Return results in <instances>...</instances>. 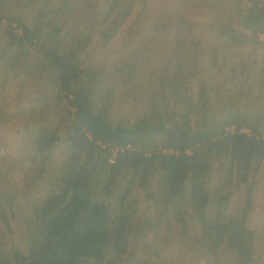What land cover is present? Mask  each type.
Here are the masks:
<instances>
[{
    "label": "rangeland",
    "instance_id": "obj_1",
    "mask_svg": "<svg viewBox=\"0 0 264 264\" xmlns=\"http://www.w3.org/2000/svg\"><path fill=\"white\" fill-rule=\"evenodd\" d=\"M110 1L0 0V254L4 264H13L14 252L28 254L37 239L35 207L58 190L65 172L78 169L85 156L77 163L70 154L68 102L58 90L57 70L40 44L65 53L82 33L98 26ZM247 7L245 0H135L131 14L105 46L92 34L79 54L84 81L93 96L108 105L113 125L130 126L142 119L169 125L189 119L194 129L210 128L237 111L252 115L264 134V34L256 35L252 27L244 26ZM8 18L20 19L29 30L43 23L39 43L10 45L9 33L19 37L22 31L16 23L8 24ZM196 88L201 100L194 94ZM44 131L58 140L42 153L34 139ZM242 131L250 133L246 128ZM162 143L157 136V151ZM140 145L133 139L130 148L139 151ZM97 161L93 152L87 164L91 171ZM226 170V158L212 160L207 176L211 193L220 190ZM128 178L129 174L119 177L107 195L103 172L92 200L112 211ZM161 183L160 178H143L139 172L129 190L125 206L142 225L136 251L148 259L147 264H206L208 250L194 243L200 228L188 193L178 201V212L171 207L161 212ZM224 191L229 193L228 214H232L243 205L246 185L234 175ZM246 229L253 234V257L264 264V164L252 180ZM157 249L156 258L153 250ZM80 264H106V260Z\"/></svg>",
    "mask_w": 264,
    "mask_h": 264
},
{
    "label": "trees",
    "instance_id": "obj_2",
    "mask_svg": "<svg viewBox=\"0 0 264 264\" xmlns=\"http://www.w3.org/2000/svg\"><path fill=\"white\" fill-rule=\"evenodd\" d=\"M245 1L248 7L243 13L244 26L252 27L256 35L264 34V0ZM134 4L135 0H111L98 26L82 33L63 54L54 45L40 44L42 54L57 70L58 90L68 102L72 124L66 141L70 154L77 163L82 154L85 156L78 169L65 172L58 190L51 191L35 207L37 239L27 255L13 253V264H80L88 260L97 263L106 260V264H130L132 260V264H147L148 259L136 251L142 225L125 206L139 172L143 178L161 179V212L167 213L169 207L178 212V201L188 193L191 211L200 228L194 243L208 250L206 264H258V258L252 254L253 234L247 232L246 221L252 180L264 164V134L260 123L250 114L233 111L210 128L194 129L189 119L169 125L143 119L130 126L113 125L108 105L94 97L92 88L84 81L79 54L89 44L92 34L105 46L127 20ZM7 21L16 23L22 31L19 37L9 33L10 45L15 42L34 45L41 40L43 23L37 30H29L18 18ZM194 94L201 100L197 88ZM244 128L250 133L242 131ZM157 136L163 138L160 151L155 145ZM133 139L141 144L139 151L126 149L128 145L131 147ZM57 140V136L44 131L35 137V148L47 152ZM113 149L116 154L112 156ZM93 152L98 154V161L91 171L87 164ZM110 157L112 163L108 162ZM215 157L227 159V170L220 190L211 193L207 189V176ZM103 172L107 195L119 177L129 174L112 211L92 200L95 183ZM234 175L239 183L246 185L245 199L242 207L228 214L231 201L224 188L231 185ZM161 216L163 213L159 214L156 226ZM166 227H170L169 223ZM145 247L148 249V245ZM153 253L157 258L158 249ZM0 264H4L2 254Z\"/></svg>",
    "mask_w": 264,
    "mask_h": 264
},
{
    "label": "built area",
    "instance_id": "obj_3",
    "mask_svg": "<svg viewBox=\"0 0 264 264\" xmlns=\"http://www.w3.org/2000/svg\"><path fill=\"white\" fill-rule=\"evenodd\" d=\"M130 148V146L128 145V146H126V149H129ZM123 149H120V151H122ZM108 162H110V163H112L113 162V157H110L109 159H108Z\"/></svg>",
    "mask_w": 264,
    "mask_h": 264
}]
</instances>
